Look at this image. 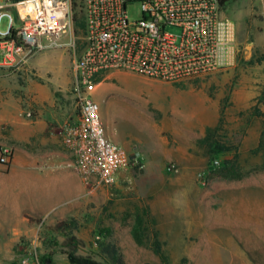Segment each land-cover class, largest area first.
I'll use <instances>...</instances> for the list:
<instances>
[{"label":"rangeland","instance_id":"obj_1","mask_svg":"<svg viewBox=\"0 0 264 264\" xmlns=\"http://www.w3.org/2000/svg\"><path fill=\"white\" fill-rule=\"evenodd\" d=\"M0 12L19 25L13 8ZM127 13L131 21L139 19L140 3L129 4ZM223 15L238 29L241 56L236 68L185 86L131 73L103 81L92 99L107 136L128 155L139 153V165L122 171L114 185L93 192L81 211L65 220L73 221L70 228L59 226L61 221H35L16 242L0 239V264H15L32 250L49 256L52 264H70V253L107 263L99 250L101 241L116 243L125 264H264V171L259 169L258 147L264 129V0H227ZM8 21L7 16L0 20L1 32L7 31ZM72 34L83 35L73 24L56 46L37 57L56 97L72 96ZM35 57L19 70H0L4 100L10 96L16 103L20 89L30 80H41L31 66ZM21 106L30 111L26 102ZM189 117L190 125L185 123ZM189 126L197 132L196 142L194 136L191 142L181 138L178 143L185 152L175 151L172 161L159 160L154 149L166 146L160 139L169 147L173 142L168 133ZM207 134L230 152L210 162L209 148L201 143ZM225 158L241 167L242 177L207 178L208 169L218 168ZM170 164L175 171H167ZM145 213L146 240L138 245L131 229L136 215ZM155 241L159 254L153 251Z\"/></svg>","mask_w":264,"mask_h":264},{"label":"built area","instance_id":"obj_2","mask_svg":"<svg viewBox=\"0 0 264 264\" xmlns=\"http://www.w3.org/2000/svg\"><path fill=\"white\" fill-rule=\"evenodd\" d=\"M136 1L140 18L131 21L127 6ZM74 3L84 18V34H72L69 46L76 112L64 137L92 193L114 185L122 171L140 163L107 136L92 99L106 78L131 73L173 86L192 85L236 68L241 48L237 26L223 15L221 0H6L0 11L13 8L19 25L0 12V20H9L7 31H0V70H19L56 46L73 25ZM12 155L10 147H0V165L6 168ZM167 171H175V165ZM15 264L43 263L32 250Z\"/></svg>","mask_w":264,"mask_h":264},{"label":"crops","instance_id":"obj_3","mask_svg":"<svg viewBox=\"0 0 264 264\" xmlns=\"http://www.w3.org/2000/svg\"><path fill=\"white\" fill-rule=\"evenodd\" d=\"M35 57L31 66L43 80V64ZM30 80L20 89V98L13 104L11 97L0 94V147H10L13 155L9 165H0V239L16 242L28 235L35 221L54 223L65 221L81 211L91 193L74 167L64 131L75 117L74 99L63 94L56 97L50 79ZM64 88L67 80L60 83ZM14 101V100H13ZM26 102L30 111L22 109ZM14 107V111L10 109ZM190 118L184 119L191 124ZM168 133L173 142L155 147L159 160H174L175 151L185 152L178 143L181 138L197 140L192 128ZM163 138V133H157ZM113 140L112 135H109ZM178 143L177 147L175 145ZM139 158V153L135 154ZM140 159V158H139ZM142 163V162H141ZM123 259L125 255L122 252Z\"/></svg>","mask_w":264,"mask_h":264},{"label":"trees","instance_id":"obj_4","mask_svg":"<svg viewBox=\"0 0 264 264\" xmlns=\"http://www.w3.org/2000/svg\"><path fill=\"white\" fill-rule=\"evenodd\" d=\"M19 0H11V2H17ZM227 0H221V5L224 7ZM73 24L82 31L84 34V18L81 11L77 10V5L74 3L73 5ZM217 129L214 130L216 132ZM208 133H210L208 131ZM201 143L207 144L209 148V154L211 155V161H214V157L225 155L226 152H230L229 148H226L218 141H211V137L209 134L201 140ZM259 152L262 154V162L259 166L261 171H264V129L261 131L259 142H258ZM241 167L231 161L230 159H222L220 166L216 169L209 168L206 174L207 178H211L212 175L218 174L221 178L226 180H238L242 177ZM145 214H137L135 218L134 226L131 229V236L133 240L138 245H144L146 240V220L144 219ZM73 221H61L59 226L64 227L66 229L70 228ZM108 232V231H107ZM109 234V233H108ZM101 245L99 246V250L101 255L107 260V263H102L96 261L92 258L87 257H78L72 253L67 255L68 262L70 264H125L120 247L111 241H101ZM159 243L155 241L153 243V251L155 254H159ZM41 261L43 264H52V260L49 256H41Z\"/></svg>","mask_w":264,"mask_h":264}]
</instances>
